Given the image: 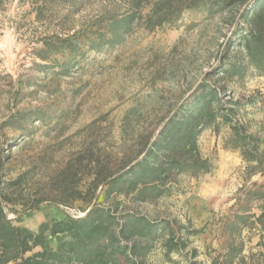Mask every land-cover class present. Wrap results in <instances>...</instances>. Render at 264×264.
I'll list each match as a JSON object with an SVG mask.
<instances>
[{"label": "rangeland", "instance_id": "obj_1", "mask_svg": "<svg viewBox=\"0 0 264 264\" xmlns=\"http://www.w3.org/2000/svg\"><path fill=\"white\" fill-rule=\"evenodd\" d=\"M209 1L182 11L173 26L147 30L139 22L122 43L96 52L88 49L87 41L107 21L126 12L127 0L91 1L63 28L58 18L36 22L27 1L11 0L0 10V192L12 198L6 206L12 225L35 230L47 220L65 221L82 216L92 206H105L152 220H173L197 231L184 238V253L197 248L201 256L195 261L200 264L220 258L229 244L223 227L231 222L238 190L244 187L242 205L251 206L248 190L264 186L260 174L246 182V163L238 152L226 149L228 128L221 127L218 134L208 129L199 138L200 155L212 164L211 172L195 179L180 176L153 203L135 204L100 183L91 188L96 164L89 165L98 161L97 169H116L134 159L215 64L230 33L232 15L228 11L211 14ZM150 8H143L141 15L147 16ZM69 28L79 32L84 55L68 76L58 77L51 69L42 72L35 66L41 64L35 50L40 49L42 38ZM65 57L56 55L51 60ZM224 82L232 90L227 101L264 100V76L252 68L242 81ZM240 111L244 112L237 120L260 137L264 154V107ZM88 151L90 162L85 159L75 176L78 157L88 156ZM15 181L18 184L9 188ZM87 191L82 200L74 194ZM251 238L246 230L236 238L238 247L242 242L247 246L242 257L252 249L247 244L253 243ZM61 240L49 238L35 251L53 248ZM166 240L158 246L164 249ZM177 260L176 253L166 258L160 251L147 261ZM246 262L259 264L256 258Z\"/></svg>", "mask_w": 264, "mask_h": 264}, {"label": "trees", "instance_id": "obj_2", "mask_svg": "<svg viewBox=\"0 0 264 264\" xmlns=\"http://www.w3.org/2000/svg\"><path fill=\"white\" fill-rule=\"evenodd\" d=\"M10 1L0 0V10H4ZM21 1L30 4L36 22L42 24L58 18L57 23L63 28L72 16L95 0ZM203 2L127 0L126 12L113 17L93 34L87 41L88 49L96 52L105 47L113 48L122 43L139 22H143L147 30L173 26L182 11L197 9ZM207 4L211 14L228 11L232 15L230 33L221 44L217 61L134 159L123 161L116 169L111 166L97 169L98 161H89L92 157L89 151L88 156L78 157L75 176L81 172L85 159L89 165L96 164L91 188L95 189L100 183L111 193L123 195L135 204L153 203L163 197L180 176L199 178L211 172L212 164L200 155L199 138L208 129L218 134L223 126L229 130L226 149L238 152L247 165L246 182L264 171L260 137L251 134L237 120L240 112H244L241 109L264 107V100L248 97L227 101L232 90L224 82L242 81L250 68L264 76V0H211ZM148 5H151L149 14L142 16V9ZM78 34L69 28L42 38L40 49L35 50L41 64L35 66L42 72L51 69L58 77L68 76L84 55ZM61 54L66 56L65 59L51 60L52 56ZM36 120L42 121L40 117ZM17 184L16 181L10 182L9 188ZM243 189L238 190V199ZM88 191L74 194L82 200L86 199ZM247 196L258 202L264 199V190H248ZM11 202L12 198L0 192V264H148V257L165 237L166 258L176 253L177 263L184 260L185 264H198L194 260L198 256L196 250L184 253L187 247L184 238L197 234V231L182 227L173 220H152L138 212L92 206L80 217H68L65 221L47 220L35 230H28L12 225L8 219L6 206ZM237 212L227 226L228 232L240 236L245 227L258 226L261 235L257 248L260 252L253 258L264 264V211L255 218L249 205H244ZM56 237L63 238L56 246L35 251L49 238ZM241 253L242 248L234 250L227 263L233 264V259Z\"/></svg>", "mask_w": 264, "mask_h": 264}, {"label": "crops", "instance_id": "obj_3", "mask_svg": "<svg viewBox=\"0 0 264 264\" xmlns=\"http://www.w3.org/2000/svg\"><path fill=\"white\" fill-rule=\"evenodd\" d=\"M261 143H262V140H261ZM207 174H209V173H207ZM259 174L263 175V178H264V171L259 173ZM206 175H204V176H206ZM261 190H264V186L261 187ZM235 198L236 199L234 201H236L238 199V196H236ZM242 201H243V197H240L238 199V201H236V204L233 206V209H235V211L232 213V217L229 216V221H232L233 215L238 213L237 212L238 209H241V207H243ZM249 209H251L250 213L253 214L255 216V218L260 216L261 213L264 211V199H262V200H260L258 202L252 203V205L249 206ZM239 214H240V212H239ZM225 225H226V223H225ZM225 225L223 227V231H224L223 235L225 236V238H227L229 240V244L223 250V254L220 256V258H218L217 260L215 259V260L210 261L209 264H229L227 262L231 258L232 254H233V251L237 250L239 248H242V253H241V255H238L237 258L233 259V261H232L233 264H241L242 262H246V261L249 260V258H253V256H254L253 252H257L256 254H258L260 252V250L257 248V243H258V241L260 239V235H261V232H260V229H259L258 226L252 225V226H249V227H245L243 229V231L246 230L249 235H253L254 238L253 239L251 238V241L253 240V243H247L250 246H252V249H249L248 257H242V255L245 253L244 248L247 247L245 242L244 243L243 242L242 243H238L239 244V247H238L237 246V241H236L237 240L236 238L238 236L231 235L228 232L227 227ZM243 231H242V233H243ZM59 238L63 239L62 237H59ZM233 242H235V243H233ZM194 249L197 251V254H198V256L195 258V259H197V258H199L201 256V254H200V252H199V250L197 248H194ZM160 251H162L164 253V249H162V247L157 246V248L151 253V255H155L156 253H158ZM176 256H177V254H176ZM182 263H185V262H178V263L177 262H173V263L170 262V264H182ZM246 263L249 264V262H246ZM165 264H167V263H165ZM198 264H200V263H198Z\"/></svg>", "mask_w": 264, "mask_h": 264}]
</instances>
